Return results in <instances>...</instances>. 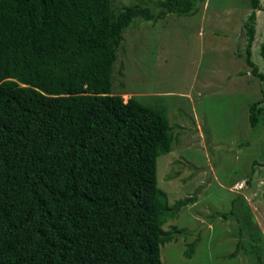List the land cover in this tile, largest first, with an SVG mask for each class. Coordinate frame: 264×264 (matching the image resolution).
I'll return each instance as SVG.
<instances>
[{
    "label": "trees",
    "instance_id": "trees-1",
    "mask_svg": "<svg viewBox=\"0 0 264 264\" xmlns=\"http://www.w3.org/2000/svg\"><path fill=\"white\" fill-rule=\"evenodd\" d=\"M250 1L244 58L264 85L253 60L264 6ZM204 2L0 0V264H164L162 246L186 232L169 221L196 197L172 204L159 186L158 157L177 135L160 97L114 93L118 49L137 20L193 16ZM250 211L223 214L238 222L231 257L264 245Z\"/></svg>",
    "mask_w": 264,
    "mask_h": 264
},
{
    "label": "rangeland",
    "instance_id": "rangeland-1",
    "mask_svg": "<svg viewBox=\"0 0 264 264\" xmlns=\"http://www.w3.org/2000/svg\"><path fill=\"white\" fill-rule=\"evenodd\" d=\"M253 10L250 0H205L193 16L139 19L118 49L114 93L150 103L160 97L177 135L173 150L158 157L159 186L172 204L196 197L169 221L186 232L162 246L164 264H260L248 254L257 245L250 242L231 257L239 243L238 222L223 215L238 216L248 205L262 235L258 243L264 244V113L256 127L249 118L264 85L244 58V24ZM255 11L253 60L263 71L264 9ZM196 237V250L187 258V244ZM256 248L264 260V245Z\"/></svg>",
    "mask_w": 264,
    "mask_h": 264
}]
</instances>
